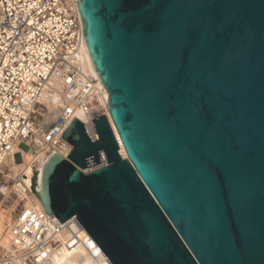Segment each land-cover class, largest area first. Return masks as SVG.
Segmentation results:
<instances>
[{
	"label": "water",
	"instance_id": "95a60500",
	"mask_svg": "<svg viewBox=\"0 0 264 264\" xmlns=\"http://www.w3.org/2000/svg\"><path fill=\"white\" fill-rule=\"evenodd\" d=\"M110 116L32 189L111 264H264V0H82ZM103 151L107 165H100Z\"/></svg>",
	"mask_w": 264,
	"mask_h": 264
},
{
	"label": "built area",
	"instance_id": "2783aa9c",
	"mask_svg": "<svg viewBox=\"0 0 264 264\" xmlns=\"http://www.w3.org/2000/svg\"><path fill=\"white\" fill-rule=\"evenodd\" d=\"M80 1L0 0V206L11 201L15 206L4 233L7 242L0 243V264H59L65 257L73 264L86 258L111 264L75 217L61 224L39 208L32 187L4 173L22 151L47 159L56 152L68 160L73 146L63 135L75 119L85 124L91 141L99 139L93 120L106 115L112 128L106 87L81 69L86 41ZM54 79L65 82V94L53 109L41 101ZM99 156L102 163L84 172L107 165L103 151Z\"/></svg>",
	"mask_w": 264,
	"mask_h": 264
},
{
	"label": "bare ground",
	"instance_id": "6f19581e",
	"mask_svg": "<svg viewBox=\"0 0 264 264\" xmlns=\"http://www.w3.org/2000/svg\"><path fill=\"white\" fill-rule=\"evenodd\" d=\"M81 66H82L81 69L83 70V72L86 75H92L96 79L99 78L97 71L95 69V66L93 64L92 57H91V54L88 50L87 45H85V48L83 49ZM64 94H65V82L61 81L59 79H54L48 85V88H47V90H46V92L42 98L41 104L47 105V106L54 109V108L58 107V105L62 104ZM76 117L83 120V117L81 116L80 113H77ZM111 125H112V128L114 129V132L116 133V135L120 138L112 120H111ZM22 152H23L22 157L20 156L19 160L14 158V159H11L7 162V169H10L11 172L16 173L13 177L8 176V178L14 179V178L20 177L21 180L25 183V185L27 187H32L33 186L32 178L35 177V174L33 175L32 178L28 179V181H27V177H25L26 173H28V171H31L32 168H35V170H36V168H37V170L43 169L45 163L47 162V160L49 158L47 159V156L45 154L32 155L31 153H26L25 151H22ZM120 155L124 159L127 158V155H126V152H125V149H124V146L122 144L121 139H120ZM37 199H38L37 204H38L39 208L44 209V207L42 206V204L40 202L38 195H37ZM32 202L33 201H31V199H29L28 203L31 204ZM2 207H3V205L0 206V209ZM4 218L7 219L6 217L1 218V214H0V243H6L7 242V239H6V236L4 235V233H5L7 224H10L12 222V216H11L10 220H7V221H5ZM84 239L86 240V244L93 249L95 254H97L98 252H96L97 251L95 249L96 247L93 246L90 239H88L87 237H84ZM82 254L84 255V252H82ZM78 255H79L78 258H81V256H82L81 252L75 256L77 257ZM76 257H75V261H77ZM65 258L58 261L59 264H73V263H67ZM81 264H96V262L93 259L86 258V259L82 260Z\"/></svg>",
	"mask_w": 264,
	"mask_h": 264
},
{
	"label": "rangeland",
	"instance_id": "374dc122",
	"mask_svg": "<svg viewBox=\"0 0 264 264\" xmlns=\"http://www.w3.org/2000/svg\"><path fill=\"white\" fill-rule=\"evenodd\" d=\"M36 170H37V168H36ZM4 173H5V176L6 177H8V176L13 177L16 174L14 172H11L10 169H6V171ZM34 174H35L34 173V168H32L31 171H28V173H26V176H25V177H27V181H28V179L32 178ZM14 208H15V206L13 205V202L12 201L11 202H8L7 205H4L0 209L1 218L2 217H6L7 219L4 218L5 221L10 220V218H11V215L10 214L12 213V211H13Z\"/></svg>",
	"mask_w": 264,
	"mask_h": 264
}]
</instances>
